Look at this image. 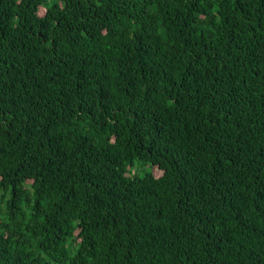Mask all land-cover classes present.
<instances>
[{
  "label": "trees",
  "instance_id": "obj_1",
  "mask_svg": "<svg viewBox=\"0 0 264 264\" xmlns=\"http://www.w3.org/2000/svg\"><path fill=\"white\" fill-rule=\"evenodd\" d=\"M0 264H264V0H0Z\"/></svg>",
  "mask_w": 264,
  "mask_h": 264
},
{
  "label": "rangeland",
  "instance_id": "obj_2",
  "mask_svg": "<svg viewBox=\"0 0 264 264\" xmlns=\"http://www.w3.org/2000/svg\"><path fill=\"white\" fill-rule=\"evenodd\" d=\"M135 166H136L135 169L137 170V173L140 176H142L144 173L152 172V167L149 165H146L147 167L140 168L141 166H139L138 163H136ZM153 173H154V176L156 177L161 175V172L155 167L153 169Z\"/></svg>",
  "mask_w": 264,
  "mask_h": 264
}]
</instances>
